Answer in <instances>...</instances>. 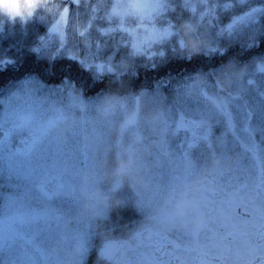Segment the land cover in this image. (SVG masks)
<instances>
[{
    "label": "snow or ice",
    "instance_id": "6c2138e0",
    "mask_svg": "<svg viewBox=\"0 0 264 264\" xmlns=\"http://www.w3.org/2000/svg\"><path fill=\"white\" fill-rule=\"evenodd\" d=\"M239 4L248 10L241 16L234 19L233 24L227 28L229 35L233 34L234 25L237 23H245L250 27L264 19V3L260 7H254L250 0H239ZM94 13L99 5H87ZM193 14L197 12V6L192 5L185 0L183 5ZM206 11L201 14V22L205 16H211L213 8H229L236 7L232 4H213L210 0H204L201 5ZM27 14L28 18L33 17L41 8L47 10V0H34ZM175 11L172 0H151V2H116L110 5V12L102 19L106 20L110 25H114L112 31H128L126 22L132 20L137 24L136 32L131 35L138 36L142 29L145 33V41L141 43H132V55L146 56L151 52V57H163L165 53L157 49L152 51L148 45H159L161 48L169 42H174L173 53H185V44L180 37L176 25L167 19L170 12ZM69 8L64 7L63 13L59 14V19L50 29L51 33L58 34L61 40L64 39V32L61 30L62 25L68 22ZM97 19H101L97 17ZM91 26V25H89ZM107 34V30H102ZM83 36L84 33L81 32ZM43 42V41H42ZM249 44L248 47H251ZM40 51L39 48L34 49ZM222 49L218 45L210 44L206 54L218 53ZM73 59L76 57L73 56ZM193 55L187 54V59L191 60ZM81 64L92 70L96 77L99 78L105 73L120 77L123 75L115 70L112 58L107 61L92 64L86 60H81ZM257 70L264 77V57L259 58L256 65ZM196 71V75H189L183 81L178 83L174 90V97L169 107V127L174 129L172 122V112L177 104H180L188 111H192V104L196 105L195 111L202 117L199 120H186L183 112L180 115V122L175 126L176 130L195 126L197 128L210 127L212 113L209 111L208 105L216 104L215 111L227 117L228 125L235 131L233 123V114L229 111V104L239 99V96H233L231 100L221 102L220 98L214 95L215 77L219 70L204 72ZM201 74H206L208 82L204 85H198L197 79ZM249 86L254 84L253 80L247 81ZM164 87V83L160 82L157 89ZM23 90V86H21ZM15 93L13 95H18ZM261 97H264V87L260 90ZM74 102L81 105L86 103L81 95L74 98ZM254 113L249 109L246 111V132L252 129V119ZM204 117H207L205 119ZM64 119L63 112L53 118L39 122L32 130L31 139L25 141V155L30 156L34 152H42L44 156L51 158L52 164L41 170H29L22 173L14 165V157L20 154L21 150L16 149L10 152L8 160V173L11 177L15 175L17 179L35 178L39 183V191L45 194L46 199L50 202L48 210L43 213L33 212L29 216L14 215L11 217L12 222H27L33 225H42L48 231L50 238L54 232V226L59 227L64 216L71 212L72 206H76L79 202V183L83 171L88 167L90 158L85 146H82L79 140V132H73V141L70 144L61 143L53 134L55 125ZM258 127L261 133H264V102L258 116ZM24 125L13 124L9 131L4 133V138L0 140V151L6 144H10L12 133L17 128ZM175 134V133H174ZM255 145L254 137L250 136ZM201 144L211 147L210 135L205 133L202 136L193 135L185 144L179 146V160L181 171L179 174L169 177V182L179 185L187 181L190 177L199 171L198 159L203 156L202 151H198ZM229 149L224 146V156L227 158ZM253 163H247L246 155H239L235 166L229 168L226 172H222L217 186L207 194L203 201L204 207L207 209V222L199 231H169L161 232L159 230L140 231L136 233L137 244L129 251L131 255L126 254L125 264H264V155H258L256 151L252 153ZM243 175L241 180L240 175ZM10 201H14L9 196ZM55 201L53 205L51 202ZM243 208V213L238 211ZM205 215L204 212L200 213ZM77 230L74 236L75 247L80 256L86 247V229ZM181 234L189 238V242L179 245L170 239V235ZM204 237L206 243H201V237ZM3 240V232L0 230V242ZM147 242V244H146ZM167 242V243H165ZM147 246L150 251L145 252L143 249ZM184 253L194 258L189 260L184 258ZM168 257V259H165Z\"/></svg>",
    "mask_w": 264,
    "mask_h": 264
},
{
    "label": "clouds",
    "instance_id": "9594fccd",
    "mask_svg": "<svg viewBox=\"0 0 264 264\" xmlns=\"http://www.w3.org/2000/svg\"><path fill=\"white\" fill-rule=\"evenodd\" d=\"M33 3L34 0H0V27L5 23L26 24L33 18L27 16ZM179 33L186 54L208 51L209 34L198 23H182ZM132 66L124 62L117 71L125 74ZM249 67L235 59L222 65L214 80V95L221 102L243 96ZM207 82L206 74L197 79L198 85ZM169 107L165 98L146 90L132 94L120 82L93 104L74 102L71 113L55 125L53 134L61 143H72L73 132H79L90 163L80 178L78 204L60 222L57 255L51 264H81L74 236L86 226H91L103 242L96 264H125L126 254L131 255L129 250L137 244V232H194L204 227L207 209L203 201L217 186L221 173L235 165L236 157L228 154L225 158L223 143H211V147L204 148L197 174L179 185L169 180L163 183V173L172 177L181 171L179 155L172 147L174 129L169 127ZM208 108L215 112L216 104ZM101 183L106 190H101ZM122 189L134 194V205L144 216L136 228L113 235L105 223L110 211L126 205Z\"/></svg>",
    "mask_w": 264,
    "mask_h": 264
},
{
    "label": "rangeland",
    "instance_id": "374dc122",
    "mask_svg": "<svg viewBox=\"0 0 264 264\" xmlns=\"http://www.w3.org/2000/svg\"><path fill=\"white\" fill-rule=\"evenodd\" d=\"M95 1L100 2L101 0H94L93 2ZM47 2V10L41 8L44 9V11L40 12L39 9L35 14L39 22L45 23V31L47 32L46 36L43 38L42 46L40 47V51L43 53H50L53 51L59 52L60 54L68 53L77 55L80 53V48L75 44L74 37L77 34L81 35V32H83L84 35L82 38L88 48L86 49L82 60L95 64L94 61L97 56L104 53V47L108 49L116 41L121 44H128V46L132 48L133 42L143 44L146 39L145 33L142 29L140 30L138 36L130 34H134L137 27V24H134L132 20H128L126 22V28L128 31H112V28L115 26L110 25L102 18L110 12V5L113 3L151 2V0H105L104 2H108V4H101L104 10L102 9L101 11H97L99 10L98 8L95 13L87 7V0H66V2L63 3H49L50 0H47ZM181 2L185 3V0H181ZM188 2L192 5L199 6L198 10H202L199 12V16L206 11L203 7H201L204 0H188ZM69 3L74 5L72 9L69 7V11L72 10L73 17H71V13H69L67 24L61 26V30L64 32V39L61 40V37L58 34L51 33L50 29L59 19V14L63 13V8L68 7L67 4ZM91 5L96 6L93 3ZM97 17H100L101 19H97ZM210 17L211 16H205L206 22L202 25L206 30L208 29L206 27V23L210 21ZM262 21L263 19L251 27L245 23H237L234 25L233 30L241 34L246 33L247 35H252L257 29H259ZM230 24H233V21L227 24V28ZM11 30L12 29L7 23L0 27V57L6 53L5 45L9 46L11 44L10 46H12L14 44L12 41L13 34L11 33ZM31 30L35 31V27L32 26ZM102 30H107V34H104L102 38L103 47L99 45L97 46V41L92 44L91 33H96L98 36H101L104 33ZM8 32L10 33V37H6ZM207 32L209 34L211 44L217 45L219 43V39L213 37L209 31ZM90 46L92 47L89 48ZM113 53L114 51L107 52L105 55L106 59L108 60L109 58H112ZM258 62L259 60L249 67L248 75L246 77L247 92L243 96H240L239 99L234 100L229 104L234 107L239 117L237 118L238 122L236 119L233 120L235 131H233L230 127L227 129L232 132L222 128L219 134V143H223L224 146H227L229 154L234 155L236 157V161L239 155H246V162L249 164L253 163V151H256L258 155H264V133H261L258 127V116L261 104L264 102V97H261L260 95V90L264 87V77H262L257 70L256 65ZM99 63L100 62L97 64ZM183 80L184 78L175 79L169 86L168 102L170 106L173 101L174 90L178 86V83ZM248 80H253L254 84H258L260 86L257 94L254 92L252 87L248 85ZM21 86H23V90H21ZM15 93L19 94L13 95ZM79 95H81L86 104H93L103 96V94H101L98 97L87 98L77 91L76 87L72 83L51 87L34 77L20 79L11 84L4 91L0 92V140L4 138V133L13 127V124L24 125L22 128L18 127L17 130L12 133L10 144H6L3 150L0 151V217L13 212L22 213L23 216L27 217L33 212L43 213L48 210L50 202L46 199L45 194L39 191V183L35 178L17 179L15 175H12L11 177L9 176L8 157L10 152H14L16 149L21 150L20 154L14 157L13 163L22 173H27L29 170L39 171L42 168H46L51 165V158L44 156L42 152H34L30 156L25 155L23 150L25 149L26 144L24 142L31 139L32 130L35 129L39 122L53 118L61 112H63L64 118H66L72 111L74 98ZM191 108L193 110L188 111L183 108L182 105L177 104L172 112V122H175L176 125H178L182 112L184 117H188L189 119H201L202 117L200 114L195 111L196 105L192 104ZM249 109L255 115L252 119L251 131L246 132L245 128L247 125L245 114ZM213 113L215 112H212V114ZM211 126L212 125H210V127L206 126V129L210 130ZM202 131V128H198L195 135L200 134ZM193 135L194 134L190 133L189 138L191 139ZM250 136L254 137L255 145L250 139ZM238 175H240L242 180L243 175ZM168 180V174L166 172L163 173L162 182L166 184ZM99 187L101 190H106L107 188V186L103 183H101ZM121 191H123L122 195L127 201L126 205L121 209L128 208L135 213V217L129 221L128 225L129 227L136 228L143 219L144 212L135 207L134 194L130 190L122 189ZM9 196H11L14 201H10ZM51 203L54 205L55 201H52ZM74 208L75 206H72L71 211H73ZM117 210L119 209L110 211L109 218L105 223V227L107 229L114 230L115 228L125 224V222L117 223L118 220H115L114 213L117 212ZM17 229L21 233L20 237L13 239L4 247L0 246V253L16 254L17 264H51L52 260L57 255L59 227L57 228L54 226L52 238H50L48 231L45 230L42 225L37 226L24 222L18 224ZM85 239L86 247L80 257L81 264H93L92 259L94 254H97L100 248H102L103 242L91 226L86 229ZM3 261L4 258H1L0 264H3Z\"/></svg>",
    "mask_w": 264,
    "mask_h": 264
},
{
    "label": "trees",
    "instance_id": "16d2710c",
    "mask_svg": "<svg viewBox=\"0 0 264 264\" xmlns=\"http://www.w3.org/2000/svg\"><path fill=\"white\" fill-rule=\"evenodd\" d=\"M93 1L94 0H87V5L92 3L99 5V10L97 11L103 9L101 4H108V2H104L105 0H101L100 2ZM53 2L63 3L66 2V0H50L49 3ZM172 2L175 6V11L170 12L167 19H170L176 25L177 31H179L180 26L184 22H196L201 26L205 24L204 22H206V19L204 18L201 22L200 16L198 15L199 12L202 11L198 10L199 6L196 5L197 12L193 14L183 7L184 3H182L181 0H172ZM210 2L214 5L236 4V7L227 10L214 7L210 21L206 23V27L208 28L207 31H209L213 37L219 39L217 45L222 49L221 52L193 55V58L189 60L187 59L186 53L183 55L180 53H173L172 48L174 42H169L162 48L159 45L147 46L152 48L153 52L159 49L165 53L163 57L156 56L152 59L150 58L151 52L146 56L133 57L130 55L133 49L129 47L128 44H121L116 41L110 48L106 49L104 47V53L97 56L94 63L97 64L98 62L102 63L107 61L105 56L106 53L114 51L112 63L115 66V70H118L119 66L124 62H131L133 64L132 69L120 77L105 73L103 76L97 78L92 70L81 64L82 57L88 48L84 43L82 35L77 34L74 37L75 44L80 48V53L77 55L68 53L60 54L59 52L53 51L50 53H43L34 50L37 48L40 49L43 38L47 34L45 31V23L39 22L36 15L24 25L20 23L9 25L12 29V41L14 44L12 43V46H10L11 44L9 46L5 45L6 49H4L6 53L0 57V92L20 79L34 77L51 87L72 83L77 91L87 98L98 97L107 90L116 88L118 83L123 82L127 90L132 94H136L140 90H146L168 101L169 86L173 81L178 78L185 79L189 75H195L196 71L194 70L202 69L204 72L219 70L220 67L230 59H235L241 64L252 66L260 57H264V19L259 29L252 35H247L246 33L241 34L235 30H233L232 35H229L227 32V24L234 21L236 17L242 15L248 9L241 6L239 0H210ZM250 3L254 7H260L261 4L264 3V0H250ZM67 6L72 9L74 5L69 3ZM43 11L44 9H40V12ZM69 13H71V17H73L72 10H70ZM32 26L35 27V31L31 30ZM7 34L6 37H10V33L8 32ZM103 35L104 33L101 36H98L96 33H91L92 44L97 41L96 45L103 47ZM249 44H252V46L248 47ZM91 47L92 46L89 48ZM73 56L76 58L73 59ZM160 82L164 83V87L157 89V85ZM251 87L256 94L259 92L260 86L258 84H253ZM228 108L233 114L234 119L237 120V118H239L237 111H235L234 107L231 105H229ZM205 118L207 119V117ZM185 119L192 120L188 117H185ZM210 123V125H212L211 129L207 130V127H203V131L198 134V136L208 133L211 143H219V134L222 128L227 129L229 127L227 125V118L215 111V113L212 114ZM173 124L175 134L173 136L172 147L179 154V146L185 144L186 141L190 139V133L195 134L198 128L191 126L188 130L184 128L176 130V123L173 122ZM228 131L232 132L231 130ZM205 146L206 144H201L198 151L203 152ZM202 159L203 156H200L198 163H200ZM122 192L123 191H121V195ZM14 215L23 216L22 213L13 212L0 217V230L3 232V240L0 242V246L4 247L13 239L20 237L21 233L17 229V225L21 222H12L10 218ZM114 215L115 220H118L117 223L125 222V224L111 230L113 235H120L125 229L130 230L131 227H129L128 222L135 217L133 211L128 208H120ZM1 258H4L3 264H17V255L14 253H0V261ZM92 260V263L96 264L97 254H94Z\"/></svg>",
    "mask_w": 264,
    "mask_h": 264
},
{
    "label": "flooded vegetation",
    "instance_id": "af4514ba",
    "mask_svg": "<svg viewBox=\"0 0 264 264\" xmlns=\"http://www.w3.org/2000/svg\"><path fill=\"white\" fill-rule=\"evenodd\" d=\"M238 211H239L240 213H243L244 209H243V208H239ZM128 223H129V222H128ZM131 229H134V227H131L130 230H131ZM170 239H171L172 241H174L175 243L179 244V245H184V244H186V243L189 242V238L186 237V236H184V235H181V234L170 235ZM165 243H167V242H165ZM201 243H206V241H205V239H204L203 236L201 237ZM146 244H147V242H146ZM143 250H144L145 252L150 251V249H149L147 246H145V248H144ZM183 255H184V258H185V259H189V260H191V259L194 258V254H193V256H189L187 253H184ZM165 259H168V257H165Z\"/></svg>",
    "mask_w": 264,
    "mask_h": 264
}]
</instances>
